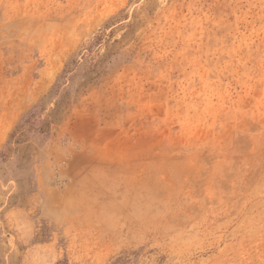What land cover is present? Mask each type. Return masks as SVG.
<instances>
[{
    "label": "rangeland",
    "instance_id": "obj_1",
    "mask_svg": "<svg viewBox=\"0 0 264 264\" xmlns=\"http://www.w3.org/2000/svg\"><path fill=\"white\" fill-rule=\"evenodd\" d=\"M0 264H264V0H0Z\"/></svg>",
    "mask_w": 264,
    "mask_h": 264
}]
</instances>
